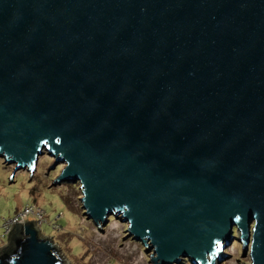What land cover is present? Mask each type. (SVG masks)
<instances>
[{
	"label": "water",
	"instance_id": "95a60500",
	"mask_svg": "<svg viewBox=\"0 0 264 264\" xmlns=\"http://www.w3.org/2000/svg\"><path fill=\"white\" fill-rule=\"evenodd\" d=\"M44 154L152 264H264V0H0V159ZM9 236L0 264H67Z\"/></svg>",
	"mask_w": 264,
	"mask_h": 264
},
{
	"label": "rangeland",
	"instance_id": "374dc122",
	"mask_svg": "<svg viewBox=\"0 0 264 264\" xmlns=\"http://www.w3.org/2000/svg\"><path fill=\"white\" fill-rule=\"evenodd\" d=\"M52 161L44 154L38 158L31 176L19 170L10 180L13 166L0 159V234L5 220L26 205H34L44 212L45 222L38 228L39 233L53 239L67 264H152L149 262L152 250L127 235V223L120 217L109 215L101 228L86 218L79 183L52 185L63 167L57 165L47 170ZM234 235L238 236V232L234 231ZM222 253L228 256L221 261L216 258L214 264L250 261L248 254L241 255V245L236 240L225 246ZM180 264L190 263L183 259Z\"/></svg>",
	"mask_w": 264,
	"mask_h": 264
},
{
	"label": "built area",
	"instance_id": "2783aa9c",
	"mask_svg": "<svg viewBox=\"0 0 264 264\" xmlns=\"http://www.w3.org/2000/svg\"><path fill=\"white\" fill-rule=\"evenodd\" d=\"M28 218L33 219V222L37 228H40L42 222H45L44 212L40 207L26 205L20 212H18V214L2 223V233L0 234V239H2L0 242L1 247H3L8 242L9 234L13 224L23 223L24 219Z\"/></svg>",
	"mask_w": 264,
	"mask_h": 264
},
{
	"label": "trees",
	"instance_id": "16d2710c",
	"mask_svg": "<svg viewBox=\"0 0 264 264\" xmlns=\"http://www.w3.org/2000/svg\"><path fill=\"white\" fill-rule=\"evenodd\" d=\"M234 231H235V229L233 228V234H234Z\"/></svg>",
	"mask_w": 264,
	"mask_h": 264
},
{
	"label": "flooded vegetation",
	"instance_id": "af4514ba",
	"mask_svg": "<svg viewBox=\"0 0 264 264\" xmlns=\"http://www.w3.org/2000/svg\"><path fill=\"white\" fill-rule=\"evenodd\" d=\"M10 237V236H9ZM8 240H9V238H8Z\"/></svg>",
	"mask_w": 264,
	"mask_h": 264
}]
</instances>
